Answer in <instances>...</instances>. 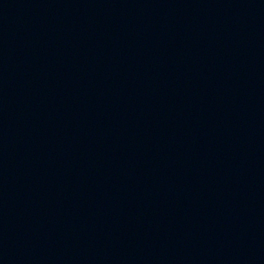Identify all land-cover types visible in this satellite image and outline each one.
Listing matches in <instances>:
<instances>
[{"label":"water","instance_id":"1","mask_svg":"<svg viewBox=\"0 0 264 264\" xmlns=\"http://www.w3.org/2000/svg\"><path fill=\"white\" fill-rule=\"evenodd\" d=\"M0 264H264V0H0Z\"/></svg>","mask_w":264,"mask_h":264}]
</instances>
